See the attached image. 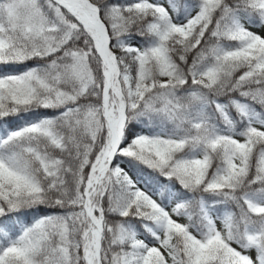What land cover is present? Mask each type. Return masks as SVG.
I'll return each instance as SVG.
<instances>
[{"label": "snow or ice", "instance_id": "1", "mask_svg": "<svg viewBox=\"0 0 264 264\" xmlns=\"http://www.w3.org/2000/svg\"><path fill=\"white\" fill-rule=\"evenodd\" d=\"M0 264H264V0H0Z\"/></svg>", "mask_w": 264, "mask_h": 264}]
</instances>
